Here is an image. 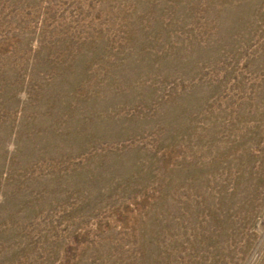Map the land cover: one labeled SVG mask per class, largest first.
I'll return each mask as SVG.
<instances>
[{"label":"rangeland","instance_id":"374dc122","mask_svg":"<svg viewBox=\"0 0 264 264\" xmlns=\"http://www.w3.org/2000/svg\"><path fill=\"white\" fill-rule=\"evenodd\" d=\"M0 264H264V0H0Z\"/></svg>","mask_w":264,"mask_h":264}]
</instances>
